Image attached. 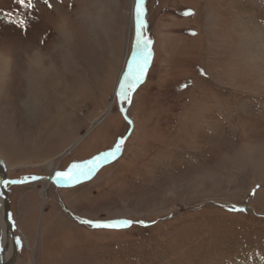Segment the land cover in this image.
<instances>
[{
	"label": "rangeland",
	"instance_id": "1",
	"mask_svg": "<svg viewBox=\"0 0 264 264\" xmlns=\"http://www.w3.org/2000/svg\"><path fill=\"white\" fill-rule=\"evenodd\" d=\"M34 5L0 0L8 179L125 140L78 183L7 185L14 264H264V0H145L153 54L130 102L118 93L138 52L136 0Z\"/></svg>",
	"mask_w": 264,
	"mask_h": 264
},
{
	"label": "snow or ice",
	"instance_id": "2",
	"mask_svg": "<svg viewBox=\"0 0 264 264\" xmlns=\"http://www.w3.org/2000/svg\"><path fill=\"white\" fill-rule=\"evenodd\" d=\"M18 4L28 9L34 8V0H18ZM145 0H136V19H137V43L138 53L133 56L129 62V72L125 73L124 80L121 82L120 92L118 95L121 99H127L130 102V93L143 81L148 65L152 58V44L151 39L143 35V29L146 26ZM51 5H49L50 7ZM186 15L189 13H185ZM23 23V21H18ZM134 66V68H133ZM123 140L119 141L116 146L88 161L71 164L65 171H57L54 179L58 184L61 183H78L80 178H91L96 170L103 164L116 158L118 152L121 151ZM31 179H39V177H31ZM24 181H11V183H23ZM5 186L9 183L4 181ZM242 211V209H233ZM83 223L90 224L93 227L103 228H121L131 225L133 222L130 220H114V221H91L85 220ZM143 223V221H140Z\"/></svg>",
	"mask_w": 264,
	"mask_h": 264
},
{
	"label": "bare ground",
	"instance_id": "3",
	"mask_svg": "<svg viewBox=\"0 0 264 264\" xmlns=\"http://www.w3.org/2000/svg\"><path fill=\"white\" fill-rule=\"evenodd\" d=\"M36 57V56H35ZM39 57V56H38ZM48 63V62H47ZM48 65V64H47ZM39 71V70H38ZM47 74V72H46ZM33 75V74H31ZM44 77V75L42 76ZM45 79V78H44ZM148 83V82H147ZM31 85V84H29ZM31 88V87H30ZM32 89V88H31ZM33 90V89H32ZM47 91V89L45 90ZM108 143V142H107ZM110 146V144H109ZM8 172V166L7 164L2 160V158L0 157V183L4 180V179H8V175L6 174ZM55 173V171H54ZM55 177V174H51L50 177L46 180L48 182V184H50L53 181V178ZM58 184V183H57ZM8 185V184H7ZM5 190L8 194V188L7 186H5ZM46 191V190H45ZM44 191V192H45ZM8 201H9V197H8ZM0 204L3 207V214L0 217V239H1V262L2 264H8L9 263V250L10 247H12L11 249H13V243H12V239L10 238L9 234H8V230H7V225H6V219H5V211H4V198L2 196V192L0 189ZM11 211V210H10ZM4 224V225H3ZM5 228H4V227ZM14 238H15V232H13ZM16 239V238H15ZM13 253V250H12ZM18 256V255H17Z\"/></svg>",
	"mask_w": 264,
	"mask_h": 264
},
{
	"label": "water",
	"instance_id": "4",
	"mask_svg": "<svg viewBox=\"0 0 264 264\" xmlns=\"http://www.w3.org/2000/svg\"><path fill=\"white\" fill-rule=\"evenodd\" d=\"M133 68H134V66H133ZM126 110H127V107H125L123 109V115H124V117L127 120H130L129 117H128V115H127V113H126ZM122 140L124 141L125 139L123 138ZM119 141H121V140H119ZM106 163H103L102 165H104ZM33 177H39V179L47 180L50 177V175H46V176H33ZM34 180H37V179H31V178L29 180H9V179H4L0 183V189H1V192H2V196L4 198V211H5V219H6L7 230H8V234H9L10 238L12 239V243H13V247H14L13 248L12 256H11L8 264H14V262H15V260L17 258V255H18V244H17V241H16V239L14 238V235H13V232H14V223H13L12 216H11L10 205H9V201H8V194H7L6 190H5V183H4V181H8L9 183H11V181H24V182H27V181H34ZM53 181L55 183H57L54 178H53ZM11 184H13V183H11ZM14 184H20V183H14Z\"/></svg>",
	"mask_w": 264,
	"mask_h": 264
}]
</instances>
